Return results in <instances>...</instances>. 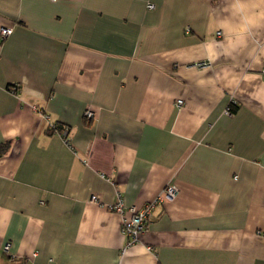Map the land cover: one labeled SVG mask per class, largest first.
Here are the masks:
<instances>
[{
  "label": "crops",
  "instance_id": "0c3cea01",
  "mask_svg": "<svg viewBox=\"0 0 264 264\" xmlns=\"http://www.w3.org/2000/svg\"><path fill=\"white\" fill-rule=\"evenodd\" d=\"M2 28L0 264H264V0H0ZM169 185L127 247L109 207Z\"/></svg>",
  "mask_w": 264,
  "mask_h": 264
},
{
  "label": "built area",
  "instance_id": "2783aa9c",
  "mask_svg": "<svg viewBox=\"0 0 264 264\" xmlns=\"http://www.w3.org/2000/svg\"><path fill=\"white\" fill-rule=\"evenodd\" d=\"M148 8L154 9V6L150 4ZM12 33H13L12 29L2 28L0 30V39L2 41L6 40L9 36L12 35ZM220 35L221 34L219 33L218 36ZM263 76H264V72H263ZM15 91H17V89ZM182 103L183 102L180 100L178 102V105H182ZM232 105L234 106V104ZM226 113L230 116L233 115L234 114L233 107L230 106L227 109ZM86 115L87 118L93 117V114L90 112H87ZM44 118L49 119L47 115H44ZM177 192L178 190L176 186L169 185L164 189V191L158 198L146 203L141 208L125 206L124 202L120 197L115 204H112L109 207L111 211L122 216L121 230L122 233L127 238V244H126L127 247H131L139 242L141 235L149 231L151 223L154 220V211L156 210V208L160 204L173 200L177 195ZM92 200L96 201L98 199L96 196H93ZM262 236H264V233H262ZM8 250H9V244L5 246V251Z\"/></svg>",
  "mask_w": 264,
  "mask_h": 264
},
{
  "label": "trees",
  "instance_id": "16d2710c",
  "mask_svg": "<svg viewBox=\"0 0 264 264\" xmlns=\"http://www.w3.org/2000/svg\"><path fill=\"white\" fill-rule=\"evenodd\" d=\"M66 128L65 127H62L61 125H58V124H55V125H52V127L50 126L47 130V134L48 135H53V134H62L64 137L66 135ZM8 146L9 144H3V145H0V156H2L3 154H5L8 150Z\"/></svg>",
  "mask_w": 264,
  "mask_h": 264
}]
</instances>
